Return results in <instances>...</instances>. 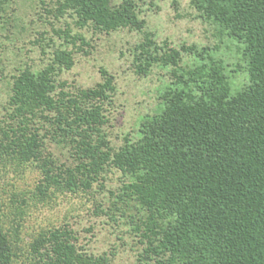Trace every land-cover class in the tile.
I'll list each match as a JSON object with an SVG mask.
<instances>
[{
    "label": "trees",
    "instance_id": "obj_1",
    "mask_svg": "<svg viewBox=\"0 0 264 264\" xmlns=\"http://www.w3.org/2000/svg\"><path fill=\"white\" fill-rule=\"evenodd\" d=\"M16 1L0 0V28L13 21ZM146 1L57 0L56 5L58 16L69 14L80 27L109 33L142 31ZM191 4L240 49L249 75L241 89L231 81L238 68L228 69L224 59L196 46L161 44L146 33L134 46L135 71L147 75L156 64L172 66L174 80L135 136L114 147L105 130L113 76L101 70L103 80L95 86L68 90L57 76L73 66V51L59 48L46 67H26L13 76L7 119H0V164H39L45 175L41 194L53 186L90 188L106 168L119 169L129 181L118 203L135 205L141 213L133 222L142 245L138 264H264V0ZM76 40L85 42L73 36ZM185 55L193 63H186ZM48 138L68 148L72 165L58 164L47 150ZM3 192L0 187V264H15V241L6 229L12 206ZM17 195L11 194V204ZM14 212L20 219L23 207ZM20 226L12 227L16 237ZM31 247L38 264L108 263L106 254L82 250L67 227L42 231Z\"/></svg>",
    "mask_w": 264,
    "mask_h": 264
},
{
    "label": "rangeland",
    "instance_id": "obj_2",
    "mask_svg": "<svg viewBox=\"0 0 264 264\" xmlns=\"http://www.w3.org/2000/svg\"><path fill=\"white\" fill-rule=\"evenodd\" d=\"M56 1L17 0L13 21L0 28L2 120L7 119L13 76L26 67L35 70L46 67L52 62L55 50L67 48L73 51L74 64L70 69H62L57 79L65 82L68 90L95 86L103 80L101 70L113 76L116 89L112 105L107 106L109 122L105 130L111 145L121 146L126 137L135 136L143 118L157 107L174 80L172 66L156 64L147 75L135 71L134 46L146 33H152L158 43L168 42L178 48L196 46L198 50L207 49L206 55L214 59H224L228 69L238 68L231 75L235 90L249 80L237 44L216 26L203 21L191 0H147L142 4V17L146 19L142 31L120 28L109 33L95 30L91 25L80 27L72 15L58 16ZM66 30L71 34L67 36ZM73 36L83 37L85 42L73 41ZM231 43L233 49L228 46ZM184 61L193 63L194 59L185 55ZM46 146L58 164L72 165L67 147L50 138ZM44 178L42 168L36 163L20 167L0 164V187L7 204L12 206L6 217V229L15 241V264H38L31 245L42 231L52 227L72 229L79 247L90 254H106V264H138L142 245L133 230V222L141 213L135 205L126 208L118 203L117 197L129 177L109 167L92 181L90 188L53 186L50 192L41 194L38 190L43 188ZM13 192L18 193L14 205L10 199ZM15 206L23 207L20 219L19 213L15 217ZM17 223L21 225L18 237L12 229Z\"/></svg>",
    "mask_w": 264,
    "mask_h": 264
}]
</instances>
